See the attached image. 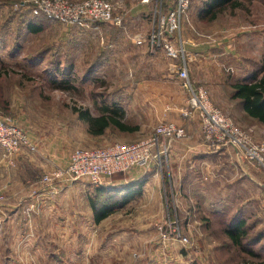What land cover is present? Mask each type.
Listing matches in <instances>:
<instances>
[{
    "label": "rangeland",
    "instance_id": "374dc122",
    "mask_svg": "<svg viewBox=\"0 0 264 264\" xmlns=\"http://www.w3.org/2000/svg\"><path fill=\"white\" fill-rule=\"evenodd\" d=\"M20 1L0 0V113L14 125L41 143H50L60 155H70L76 148L138 141L151 135L161 123L183 122L181 111L186 108L188 94L182 89L174 69L167 68L164 57L154 61L153 58L158 55L151 53L146 46V37L154 16L153 0H149L146 5L148 10L139 20L122 21L120 26L108 23L66 26L49 21L40 14H33L28 7L19 6ZM204 1L192 0L187 15L188 23H185L181 31L184 41L189 40L187 35L193 40H204L196 34L212 36L211 26L241 25L245 28L251 23L257 27L264 25V6H253L246 0L243 2V9L226 10L213 21L199 20L197 14ZM112 3L114 14L121 16L119 12L124 7L118 0H112ZM28 25L40 28V32H29ZM248 42L240 43L239 48L245 51L243 46L249 47ZM188 47L189 44L186 51ZM250 57L252 61L249 64L241 61L236 67L226 64L232 69L228 72L218 66L219 71L212 68L210 79L202 69L194 66L193 73L187 65L189 81L194 88H203L208 93L209 87L221 76L227 77V81L232 84L247 79L259 72L262 60L258 53L251 54ZM189 59L190 64L193 59ZM198 76L201 84L192 81ZM61 82L63 84L58 85ZM204 82L207 83L203 84ZM210 101L220 110L211 99ZM103 106L120 110L124 123L137 126L139 130L133 134H120L111 128L102 137H90L87 125L78 119L74 110L88 111L97 116ZM228 117L238 125L231 116ZM193 119L198 120H190ZM241 129L248 133L253 143H264V130L254 135L251 130ZM147 169L150 171L142 179H151V165ZM43 175L34 177L32 194L38 189L40 191L46 188L39 182ZM202 180L204 181V177ZM78 182L83 184L86 197L89 184L86 181L73 183ZM166 189L170 210L164 211L163 221L157 224V238L151 239V223H147V214H150L151 220V208L148 209L151 204L147 206L146 199L142 203L131 204L118 219L100 226L93 223L85 229L79 225L74 231L68 227V222L57 223L58 226L56 222L45 225L40 223L36 224L35 229L29 222L32 215H38V211L27 214L28 209H25L23 215L28 219L25 228L26 246L22 249L18 246L8 247L5 250L2 245L0 264L264 263V215L253 210L248 213L243 208H237L240 211L236 213L204 214L198 209L201 207L200 203L194 201L190 209H195V215L191 216L192 211L190 214H181L177 210L176 213L181 220L178 223L180 231L191 240L192 246L185 250L176 241H163L159 228L162 227L164 233L169 230L167 219L173 221L170 205L172 199L167 185ZM237 195V204H240L243 202V194ZM7 201L6 197L4 203ZM236 216L242 217L246 223V238L243 243L254 257L231 246L223 234L225 220L228 222ZM189 217L194 218L193 221ZM259 237H262L260 241ZM215 245L220 247L218 252L213 248ZM155 249H161L159 255L156 253L151 256V251ZM20 250L25 251L20 254ZM169 250L172 255L175 254L172 261L169 260L170 256L166 258ZM211 253H215L213 259Z\"/></svg>",
    "mask_w": 264,
    "mask_h": 264
},
{
    "label": "crops",
    "instance_id": "0c3cea01",
    "mask_svg": "<svg viewBox=\"0 0 264 264\" xmlns=\"http://www.w3.org/2000/svg\"><path fill=\"white\" fill-rule=\"evenodd\" d=\"M118 2L124 7L123 11L119 12L122 21H137L148 10L146 6L148 3H143V0H118ZM202 4L203 2L200 5ZM256 5L264 6L259 2H254L253 6ZM211 27L210 29L213 30L210 37L213 38L210 40L205 38L204 40L196 38L193 40L187 35L190 41L187 52L188 56L193 59L188 65L193 73L195 71L193 68L196 66L202 69L203 73L206 72L210 79L212 68L219 71L218 67L222 65L228 67L227 65L230 64L236 67L240 61L249 64L252 61L251 54L258 53L260 57H263L264 25L257 27L251 23L245 28L241 25ZM196 35L203 38V35ZM242 42L243 44L248 42L249 47L243 46L246 48V53L239 48ZM154 54L158 55L153 58L154 61L162 59L163 56L168 64L167 68L171 67V61L164 56L162 51ZM192 81L196 84L202 83H200L199 76ZM235 83L227 81V77L216 78L208 90L210 99L224 114L231 116L236 123L238 122L241 128L251 130L256 135L258 131L264 130V126L242 110L239 100L231 98L232 86ZM176 124L184 128L187 139L167 141L168 155L165 159L163 158L160 166L151 164V179L144 178L145 183L141 196L96 225L100 226L112 219L120 218L121 214L132 206L131 204L142 203L146 199L145 204L147 206L151 204V207H148L149 210L151 208V220L150 214H147V223H151V239L157 238V224L163 221L164 211L170 210L167 203L166 185L172 199L170 205L174 215L177 210L181 214H190L192 211L191 216L195 215L193 211L195 209H190L194 201L200 203L201 207L198 209L204 214L211 212L224 214L231 211L236 213L240 211L237 208H243L248 213L253 210L259 215H264V172L243 162L233 148L214 150L215 148L210 147L202 138L198 120H183L182 123ZM28 138L35 147L34 151L28 148L21 149L15 156L13 165L3 157L0 149V189H5L4 194L8 198L6 204H0V250L3 246L5 250H8V247L18 246L22 249L26 246L25 228L28 219L23 215L25 209H28L27 214L38 211V215H32L29 222L35 229L36 224L40 223L45 225L56 222L58 226L59 223L68 222V227L74 231L79 225L85 229L86 226L91 227L94 223L92 210L85 197L84 186L79 182L68 183L53 190L45 188L39 191L38 189L35 194L31 193L32 182L35 178L56 168L64 167L68 162L69 154L60 155L57 148L51 146L50 143H41L29 134ZM149 171L150 169L147 168L133 169L126 174H116L111 177L105 187L135 184ZM117 175L119 176L116 177ZM210 187L212 190H209ZM237 193L243 194V202L240 204H237L239 196ZM190 217L189 219L193 221L194 218ZM213 248L218 252L220 247L218 245L217 248L215 245ZM24 251L20 250V254ZM159 251L161 249L151 251V256ZM174 255L169 250L166 258L170 256L169 260L172 261L175 258ZM211 255L213 259L215 253ZM203 258L201 259L204 260Z\"/></svg>",
    "mask_w": 264,
    "mask_h": 264
},
{
    "label": "built area",
    "instance_id": "2783aa9c",
    "mask_svg": "<svg viewBox=\"0 0 264 264\" xmlns=\"http://www.w3.org/2000/svg\"><path fill=\"white\" fill-rule=\"evenodd\" d=\"M149 0H143L148 3ZM192 0H153L154 16L152 26L146 37L151 53L162 51L171 61V67L178 81L188 94L186 108L181 111L184 121L197 118L200 123L204 142L211 147L233 148L245 163L264 172V143H253L247 132L236 125L231 118L214 107L207 91L194 88L188 78L187 65L190 62L181 31L188 23L187 15ZM19 6L28 7L33 14H40L49 21L66 26H85L90 23H108L120 26L121 16L114 14L112 0H21ZM211 39L209 36H202ZM224 71L230 67L220 66ZM186 138L183 127L165 122L159 124L153 133L130 143H113L104 147L76 148L69 155L64 167L56 168L44 174L40 184L53 190L76 181L105 187L111 177L126 174L133 169H146L152 163L160 166L161 159L167 155V141H181ZM23 148L34 151L28 134L22 128L0 113V149L3 157L13 165L15 156ZM6 200L4 189H0V203ZM168 231L163 233V241H176L185 249L192 246L191 240L183 235L176 217L167 219ZM169 232V234H167Z\"/></svg>",
    "mask_w": 264,
    "mask_h": 264
},
{
    "label": "trees",
    "instance_id": "16d2710c",
    "mask_svg": "<svg viewBox=\"0 0 264 264\" xmlns=\"http://www.w3.org/2000/svg\"><path fill=\"white\" fill-rule=\"evenodd\" d=\"M245 0H205L199 7L197 17L202 21H213L219 14L226 10L243 9ZM250 5L259 2L264 5V0H246ZM27 30L33 34L39 33L40 28L28 25ZM2 73L0 72V78ZM63 84L62 82L58 85ZM233 100H239L242 110L252 119L264 126V55L258 73H254L247 79H242L232 86ZM78 119L87 125V133L92 138L102 137L113 128L120 134H133L139 130L137 126H130L124 123L123 114L120 110L103 106L97 116H93L88 111L74 110ZM144 179L132 185H122L114 187H100L89 184L87 186V201L93 214V221L99 224L111 214L123 209L131 201L140 197ZM171 218L176 217L178 223L179 215L171 213ZM219 215V213L217 214ZM223 234L229 244L241 252L254 257L253 253L246 250L243 240L246 238V223L242 217L236 216L225 220ZM262 237H259L258 241ZM256 256V255H255ZM264 264V263H263Z\"/></svg>",
    "mask_w": 264,
    "mask_h": 264
}]
</instances>
